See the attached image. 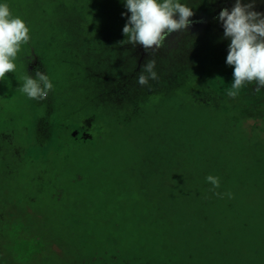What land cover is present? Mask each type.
Instances as JSON below:
<instances>
[{
  "label": "rangeland",
  "instance_id": "374dc122",
  "mask_svg": "<svg viewBox=\"0 0 264 264\" xmlns=\"http://www.w3.org/2000/svg\"><path fill=\"white\" fill-rule=\"evenodd\" d=\"M53 1L0 0L31 36L0 80V264H264V123L241 117L264 118V88L227 96L234 68L217 19L235 0H181L193 23L154 56L121 43L125 5L78 54L76 21ZM151 58L159 79L141 87ZM36 70L54 84L44 101L17 90ZM195 86L215 96L184 98ZM155 155L178 166L141 167ZM208 175L231 198L207 205Z\"/></svg>",
  "mask_w": 264,
  "mask_h": 264
},
{
  "label": "clouds",
  "instance_id": "9594fccd",
  "mask_svg": "<svg viewBox=\"0 0 264 264\" xmlns=\"http://www.w3.org/2000/svg\"><path fill=\"white\" fill-rule=\"evenodd\" d=\"M125 7L130 16L122 29L126 39L121 43L133 47L140 45L153 56L165 45L170 34L185 31L193 23L190 19L194 15L192 9L181 0H125ZM254 7L255 0H235L230 10L221 9L217 17L224 37L230 39L226 63L233 66L234 79L227 89L229 98H236L246 84L255 83L257 93L264 88V13L255 11ZM30 39L25 21L14 16L7 3H0V80L16 71L18 53ZM20 79L22 84L17 90L30 100L44 101L54 89L50 77L39 70L34 77L26 73ZM158 79L156 60H146L136 75L137 84L151 87L150 82ZM206 181L212 185V190L220 188L219 177L208 175ZM215 195L232 196L230 192H215Z\"/></svg>",
  "mask_w": 264,
  "mask_h": 264
},
{
  "label": "trees",
  "instance_id": "16d2710c",
  "mask_svg": "<svg viewBox=\"0 0 264 264\" xmlns=\"http://www.w3.org/2000/svg\"><path fill=\"white\" fill-rule=\"evenodd\" d=\"M57 5L56 7L62 8V7H68L67 10L71 13L73 16L70 20L72 22L75 20L76 25L73 30L72 37L77 38L80 43L72 42L76 50L79 52L80 55L89 54L90 50L94 51V48L96 47V38L97 35H100L99 32L102 30V23L106 22L108 17H112L114 15H117L116 18L120 17L119 15L122 14L121 12H124L125 10L122 8V6L125 5V2L122 0H54L53 3ZM114 12V13H113ZM73 49H70V51ZM76 51V52H77ZM200 87V88H199ZM205 87V86H204ZM208 86H206L207 88ZM194 89L192 92V97H184V98H194L197 97L198 99H209L211 96H215L213 92L208 93L206 95V92L204 91L205 88H202V86H195L191 87ZM205 93V95H204ZM181 96H184L181 92L179 93ZM149 105H145L142 108H140L138 113L133 114L131 117H140L142 115L141 110ZM119 109L113 107L112 113L115 112V114L118 117H122L121 112ZM244 117V121L246 118H250V120L253 121V123L258 124L260 122L264 123V118L261 117ZM130 118V117H129ZM128 118V119H129ZM117 122H121L120 120H116ZM121 123H124L123 121ZM174 153V152H173ZM175 154V153H174ZM160 161L159 166L155 165V160ZM162 160H169L168 157H159L155 155L154 157H144L141 162V167H150L155 169H158L161 165ZM170 161V160H169ZM168 167H177L178 163H174L170 161V164H167ZM150 174L148 172L144 173V177H148ZM57 183L56 181L53 182ZM208 193L211 192L209 189L207 191ZM215 192H220L219 189L214 190L211 192L210 195V201H206L205 203L207 205H210L211 203H215L220 199L217 195H215ZM88 258V257H86ZM113 259L120 261V263H124V259H119L116 256L113 255ZM126 260V259H125ZM127 261V260H126ZM98 262V259H97ZM110 264H116L113 261Z\"/></svg>",
  "mask_w": 264,
  "mask_h": 264
}]
</instances>
